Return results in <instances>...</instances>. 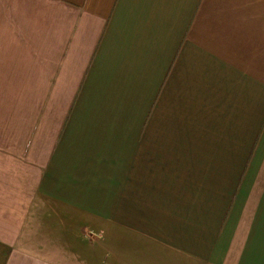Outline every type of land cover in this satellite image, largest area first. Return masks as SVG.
Masks as SVG:
<instances>
[{"label": "crops", "instance_id": "obj_1", "mask_svg": "<svg viewBox=\"0 0 264 264\" xmlns=\"http://www.w3.org/2000/svg\"><path fill=\"white\" fill-rule=\"evenodd\" d=\"M0 264H264V0H0Z\"/></svg>", "mask_w": 264, "mask_h": 264}]
</instances>
